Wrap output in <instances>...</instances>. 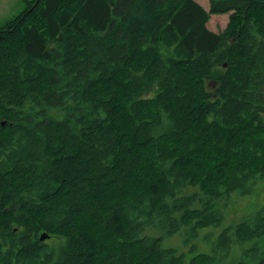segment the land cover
<instances>
[{
	"label": "trees",
	"instance_id": "1",
	"mask_svg": "<svg viewBox=\"0 0 264 264\" xmlns=\"http://www.w3.org/2000/svg\"><path fill=\"white\" fill-rule=\"evenodd\" d=\"M208 4L25 0L0 26V264H264V205L189 259L150 233L264 183V0Z\"/></svg>",
	"mask_w": 264,
	"mask_h": 264
},
{
	"label": "rangeland",
	"instance_id": "2",
	"mask_svg": "<svg viewBox=\"0 0 264 264\" xmlns=\"http://www.w3.org/2000/svg\"><path fill=\"white\" fill-rule=\"evenodd\" d=\"M208 10V0H195ZM25 7V0H0V26L13 18ZM229 14L213 15L207 24L213 32L222 31L228 21ZM264 205V183H259L249 194H233L224 209V219L217 226H207L193 229L190 225H181L176 231L167 234L166 231L151 229L153 236H161L162 248H174L184 253L189 259L197 253H209L212 242L226 228L234 226L244 215L253 213Z\"/></svg>",
	"mask_w": 264,
	"mask_h": 264
},
{
	"label": "water",
	"instance_id": "3",
	"mask_svg": "<svg viewBox=\"0 0 264 264\" xmlns=\"http://www.w3.org/2000/svg\"><path fill=\"white\" fill-rule=\"evenodd\" d=\"M206 86L208 89L214 90L217 86V82L216 81H209ZM46 238H47V235L42 234L39 239H40V241H44Z\"/></svg>",
	"mask_w": 264,
	"mask_h": 264
}]
</instances>
